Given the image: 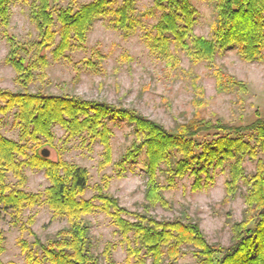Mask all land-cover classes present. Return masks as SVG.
<instances>
[{
	"label": "trees",
	"instance_id": "trees-1",
	"mask_svg": "<svg viewBox=\"0 0 264 264\" xmlns=\"http://www.w3.org/2000/svg\"><path fill=\"white\" fill-rule=\"evenodd\" d=\"M213 1L217 19L209 39L194 33L197 10L191 0H154L153 7L160 16L153 25L155 33L149 37L152 50L164 56L171 68L179 63L175 54L178 49L185 50L194 63H212L220 49L236 46L242 59L264 62V0ZM13 2L0 0V26L9 45L6 60L23 90L0 88V114L13 113L14 125L20 132V139L14 140L0 130V216L10 213L21 223L26 209L45 202L52 218H64L68 223V227L43 242L32 231L34 217H29L24 227L34 241H20L26 264H117L112 245L103 252V260L92 250L84 217L98 210L112 219L121 236L126 264H174L188 247L194 248L200 264H264V159L259 156L264 152V117L257 112L254 121L241 125L207 118L201 113L200 92L194 116L171 131L135 108L69 93L32 92L30 86L38 75L46 79L49 55L60 60L70 58V52L85 49L97 19L107 18L116 30L130 35L138 30L142 14H137L138 0H92L81 4L70 0L67 6L60 5L59 0H31L29 18L37 37L21 42L9 30ZM99 57L96 54V60H88L87 64L95 66ZM216 79L220 91L246 89L243 82L222 69L217 70ZM109 118L133 123L137 135V141L118 165L133 162L141 154L146 156L142 212L126 209L104 191L109 178H104L105 186H99L94 196L85 198L89 172L64 160L54 145L53 128L58 125L65 130L66 140L81 137L90 146L100 143L102 165H110L113 160ZM44 147L56 149L58 157L43 156ZM247 158L257 160L251 177L244 167ZM226 166V198H234L241 184L247 187L244 220L232 225L230 245L210 243L200 225L189 216L184 220L161 219L152 214L157 206L170 207L164 192L174 187L178 179L193 175V187L200 189L214 182L213 171ZM27 167L44 170L49 185L43 192L25 189ZM161 172L167 174V185L160 180ZM12 176L16 181H10ZM5 250V237L0 230V264H6L1 258Z\"/></svg>",
	"mask_w": 264,
	"mask_h": 264
},
{
	"label": "rangeland",
	"instance_id": "rangeland-1",
	"mask_svg": "<svg viewBox=\"0 0 264 264\" xmlns=\"http://www.w3.org/2000/svg\"><path fill=\"white\" fill-rule=\"evenodd\" d=\"M31 0H14L10 32L21 42L36 39L37 31L29 18ZM67 6L70 0H59ZM92 0H78L86 3ZM197 10L194 33L197 36L212 38L217 10L213 0H191ZM154 0H138L139 28L135 33L126 35L116 30L109 19H97L88 35L87 47L70 52V58L54 60L49 55L46 79L39 75L30 86V91L42 90L50 94L69 93L86 99L102 100L117 106L135 108L145 116L167 129L175 131L179 124L189 121L196 111V99L200 94L203 107L201 113L207 118H220L224 122L241 125L256 119V113L264 117V62H249L241 58L237 47L220 49L212 63H194L185 50H175L179 58L176 67L166 64L165 57L150 47L149 37L155 32L153 25L160 13L153 7ZM153 9L155 11H153ZM144 14V15H143ZM0 26V88L14 92L23 89L16 83V72L6 60L9 45ZM99 52V53H98ZM101 60L95 66L88 60ZM233 76L243 82L246 89L231 88L220 91L217 87L216 72ZM205 104V106H204ZM111 128L112 160L110 165H102L103 146L95 142L91 146L81 137L66 140V132L60 126L53 128L54 145L67 162L84 167L89 172V185L85 198L97 193L98 187L105 186L104 178H109L107 194L118 199L130 211L142 212L146 194V156L141 154L135 161L124 166L118 163L125 152L137 141L134 124L124 119H108ZM1 132L14 140L20 139V132L14 125L13 113L0 114ZM211 138V137H210ZM50 151V158L56 159V149ZM264 159V152L259 154ZM180 158L177 155V159ZM257 160L245 159L244 167L248 177L256 171ZM29 192H43L49 185L44 170L25 168ZM214 182L203 188L194 189L195 177L188 175L178 179L175 186L166 189L164 195L170 207L157 206L152 214L158 218L183 220L189 216L198 223L212 244L228 246L232 243V225L244 220L247 187L241 184L234 198H226V182L229 167L213 171ZM204 177V175H202ZM167 174L160 173L162 184L167 185ZM10 181H16L11 177ZM96 204H100L96 201ZM34 217L32 231L43 241L53 238L56 233L68 227L64 218H52V211L45 202L26 209L22 222L10 213L0 216V230L5 237L6 250L1 256L6 264H26L21 240L29 243L34 237L25 227L29 217ZM90 231L93 252L103 260V252L108 245L113 247V257L117 264H126V247L121 241L112 219L101 211L84 217ZM23 223V224H22ZM25 223V224H24ZM24 225H26L24 227ZM194 248L188 247L174 264H200L193 254ZM166 261L165 264H168Z\"/></svg>",
	"mask_w": 264,
	"mask_h": 264
},
{
	"label": "water",
	"instance_id": "water-1",
	"mask_svg": "<svg viewBox=\"0 0 264 264\" xmlns=\"http://www.w3.org/2000/svg\"><path fill=\"white\" fill-rule=\"evenodd\" d=\"M42 154L45 157H49L50 156V151L48 149H44V150H42Z\"/></svg>",
	"mask_w": 264,
	"mask_h": 264
}]
</instances>
